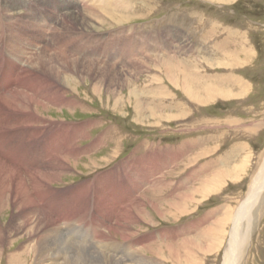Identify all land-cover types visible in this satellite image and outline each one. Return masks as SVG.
<instances>
[{
    "label": "rangeland",
    "instance_id": "374dc122",
    "mask_svg": "<svg viewBox=\"0 0 264 264\" xmlns=\"http://www.w3.org/2000/svg\"><path fill=\"white\" fill-rule=\"evenodd\" d=\"M8 1L13 4L10 13L16 16L7 22L23 25L22 20L24 23L29 17L33 18V13L38 22L42 19L50 22L45 36L46 40L49 37L48 53L53 54L50 65L56 66L55 50L58 51L63 42L68 55L67 68L74 79L70 81L73 86L63 87L67 104L52 106L44 113L58 126H61L60 120L66 124L68 139L77 127L83 126L85 131L74 140L75 146L69 145L80 154L78 164L52 185L51 195L46 200L49 217L58 219V225L65 227L62 228L67 245L81 255L104 253L97 244L98 240H105L101 233H109L101 222L111 226L120 219L121 213L111 212L115 215L114 221L110 220L112 223L105 219L109 212L108 215L97 212L99 216H94L93 220H90L91 215H85L80 222L65 223L67 214L73 212L76 205H72L73 200L68 196L70 191V195H76L79 189L78 194H86L89 184L88 196L102 201L103 205L106 199L103 186L109 183L119 189L118 183L111 182L116 181L118 175L126 177L125 166H132L128 170L130 174L133 171L140 177L148 173L151 183L164 182L168 186L160 188L157 183V190L150 191V184L143 183L138 188L129 178V184L127 180L123 183L126 192L132 195L129 199L138 197L145 205L140 215L136 209L132 210L138 222L128 226L126 233L130 231L131 238L123 240L121 234H117L113 238L117 246L112 245V250L120 253L127 248L122 246H134L135 256L142 253L157 264H222L232 229V215L245 199L264 161V0ZM29 1H32L30 5ZM116 3L120 7L112 6ZM91 8L96 9L95 14L88 12ZM82 12L87 14L83 21ZM62 17H67L66 25L59 31ZM51 36L53 41L50 42ZM200 36L206 37L205 47L208 46L206 51L210 54L205 51L204 54L174 56L166 50L176 43L174 51L179 52L181 48L187 54ZM164 39L169 43L165 51ZM223 39L228 43L225 52L212 53V44ZM233 39L247 46L239 44V56H234L237 44L232 45ZM40 43L34 44V57L42 50ZM222 55L223 60H218ZM70 56L83 64V68L78 71L70 66ZM90 61L97 65L89 66L86 62ZM31 62L36 63L34 58ZM38 73L49 82L55 80L50 73L41 70ZM98 141L100 145L92 148ZM23 144L24 141H20L18 145L20 156ZM179 146L184 155L179 160L173 158L170 163ZM151 155L154 158L162 155L166 162L153 165ZM237 165L242 170L234 178L232 168ZM222 169H226L228 175L216 190L205 195L195 193L194 202L183 208L167 203L169 193L176 187V193L195 186L202 188L205 178H212ZM187 175L190 179L184 180ZM80 201L85 204L88 200L81 196ZM108 203L110 209L111 201ZM7 205L0 211L3 228L0 264H37L35 253L29 250L30 244L36 242L35 237L28 234V226L37 215L25 225L22 217L25 212L18 211L11 202ZM252 216L240 264H264V189ZM90 222L95 224L90 225ZM92 234H96L95 238ZM122 253L127 255L130 251ZM81 255L79 259L74 255V264H92ZM126 264L132 262L127 259Z\"/></svg>",
    "mask_w": 264,
    "mask_h": 264
},
{
    "label": "bare ground",
    "instance_id": "6f19581e",
    "mask_svg": "<svg viewBox=\"0 0 264 264\" xmlns=\"http://www.w3.org/2000/svg\"><path fill=\"white\" fill-rule=\"evenodd\" d=\"M16 2L20 3V0H17ZM30 2L32 1H29V5ZM12 5L13 4L8 0H0V211L6 207L7 203H13L14 207H16L18 211L23 210V212H25L22 216L24 219L23 223L25 225L28 221H31L32 216L37 215V219L31 221L32 225L28 226V234H32L35 237L36 241H33L34 243L31 241L32 244L30 245L32 248L29 250L35 253V256L37 258V264H72L73 261H75L74 255L75 257H77V259H79L78 256L81 254L72 249L69 246L70 244L67 245L68 243L64 239L63 235L62 227L64 226L61 227L60 225H58V219H53L49 217L50 209L47 206V201L48 197H50L51 195L52 185L54 183H57L62 175L70 172L72 168L76 167V165L78 164V158L80 157V154L79 152L70 149L71 147L69 148V145H74V140L78 136L82 137L85 131L83 126L77 127L74 135L70 139H68L66 124L62 123V120H60L58 121V123L61 124V126H58V124H56V121L46 118L44 113L50 111L52 106L62 107L67 104V98L65 95L66 91L63 87L65 85L73 86V83L71 84L70 81L74 82V79L72 78V74H69L70 70H68L66 62V58L68 55L66 49L63 48L64 46L61 40L59 49L58 51L55 50L54 54L56 60V66L54 67L55 69L52 68V65H50L51 58H53V54L48 53L49 37L47 38V40L45 37L46 31L50 26V22L48 24L44 19L41 20V23L38 22V18L36 19L33 13V18L29 17V19H27L28 21H25L24 23L22 20L23 25L15 26L12 23L7 22L11 21L10 17L15 18L16 16L10 13V11L12 12ZM115 5H119L120 7L119 3L113 4L112 6L114 7ZM121 6H123V4ZM95 10L91 8V10L88 12L95 14ZM81 16V21L87 19L86 13L82 12ZM66 18L67 17H62V19L60 20L59 31H61V28L66 25ZM38 41L41 42L40 46H42V50L38 55L34 57L32 50L35 49L36 45L34 44H36V42ZM51 41H53L52 36L50 37V42ZM50 45L52 44L50 43ZM33 58L36 63H30ZM70 59V66L73 65L78 71L79 68H83V64L78 63L79 61H75V59L71 58V56ZM86 63H88V65L92 67L97 65L91 61L90 63ZM166 63H168V61H166ZM178 67L181 66L178 65ZM36 69L38 71L41 70L44 73H50L54 77V81L57 83H55L54 81L49 82L45 77H43V75L41 76ZM173 75L174 74H172V76ZM42 82L44 84H42ZM188 87L191 88V86ZM93 88L95 91L97 90L96 86L94 85ZM202 88L204 87L202 86ZM193 91H191V94L193 93ZM152 116H154V113H152ZM55 127H57V134L54 137V134H52V130ZM20 141H24L26 145H29V147H27L25 144H23L24 151L21 156L19 155L20 152L18 148ZM99 145L100 142L98 141L96 144L92 145V148L98 147ZM180 147L181 146L177 148L175 155L173 153L174 157L171 156V158L169 159L170 163L174 161L173 158H177L179 160L184 155V153L181 151L182 148L180 149ZM156 156L155 158L154 155L150 156V159L154 158V161H152L153 165H159L160 163L161 165H163L166 162V158L164 159L162 155ZM91 161V163L95 165V161ZM131 167L125 166V168L127 169L124 168L123 174H125L126 177H121L120 175H118L117 180L111 182L114 185L118 183L116 186L120 185L119 189L112 187L109 183L106 185L107 188L103 186L106 191V199L103 201V205L101 204L102 201H99V203L97 201L98 199L96 200V198H94L93 196L90 199V196H88V193L90 192L89 184L86 185L88 186L86 194H78L80 192V189L77 191L76 195H70L71 191L69 193L68 197L72 198L73 200L72 205H76L74 206L75 210L67 214V217L64 221L65 223L69 222L70 220H72L73 223L80 222V220L84 218L85 215H91L90 220H93L96 218L94 216H99L97 212H106V215L110 213L108 217H105V219L108 218V223H112L110 222V220L113 219L114 221L115 216H113L112 211L116 210L117 212L121 213L120 219L117 220V222L111 226L105 225V221L101 219V221H103L101 222L103 223L102 225L106 228L107 232L109 233L107 235L105 233H101L100 236L103 237L105 240H98L99 242L97 244V247L99 249L101 248L104 253H97L96 256H89L86 255V253H82L81 256H83L87 263L126 264V261L128 259L130 260V262H132V264H157L156 261L145 257L144 254L139 253L138 251L137 252L139 253V256H135L136 253L133 249L134 246H122L121 248H127L126 250H122L120 253L116 252V250L114 249L112 250V245H114L115 248L117 246L115 245L117 242L113 240V238H115L117 234H121V238L123 240L131 238V235L129 234L130 231L129 233H126V231L128 230V226L132 223L138 222V217L133 214V209H136L138 211L137 214L140 215L143 212V207L145 205L144 200L141 201L138 197L136 199L134 197L133 199H129V197L132 195L126 192V189L123 187V183H125V181L129 178L131 182H136L135 187L138 188L142 186L143 183L150 184V191H154L155 189L157 190V183L160 184V188L161 185L165 186L164 182L151 183V181H149L151 174H140V177H136L137 175H135V173L133 174V171L130 174L128 170H130ZM226 169H222L221 171L216 172V175H214L212 178L210 176L205 178L204 184L201 183L203 185L202 188L195 186L176 193V189H178L176 187V189H173L172 192L169 193L170 197L168 199L170 201L166 200L169 201L167 203L169 205L175 206L176 208H183L191 202H194L192 200H195V193L200 192V194L205 195L210 193L211 191L216 190L221 184L222 179H225V177L228 175L225 174ZM241 170V166H233V177H238L240 175L239 173L241 172ZM192 174L193 173H191V175ZM187 176L188 177L184 178V180H187L190 177L189 175ZM127 183H130L129 180H127ZM263 189L264 161L260 166L258 172L255 174L254 178L252 179L245 199L242 200V202L238 205L232 215V229L230 231L228 242L226 243V246L224 248L222 264H240L244 246L246 244V240L248 238V234L251 227V222L253 218L252 210L254 206L258 203ZM72 192L75 194V189ZM93 195L96 196V191H94ZM135 195H137L136 192ZM81 196H85V199L88 200L85 204L84 202L83 204L81 203ZM129 200H134L133 205L130 207L128 206V204H130ZM108 201H111L110 205H112V207L114 206V209H112L111 206V210L109 209ZM39 203L40 208L38 207ZM77 203L79 204V206ZM114 203H117L118 205L115 207ZM91 204L94 206H91ZM153 206L154 208H156L155 205ZM93 209L95 210L93 211ZM107 212L109 213L107 214ZM102 218H104V216H102ZM89 224L93 225L95 223L90 222ZM243 224H245L244 227ZM96 226L97 225H95V227ZM23 228L24 231H26L25 226H23ZM2 229L3 228H1L0 226V232H2ZM11 230H15V228H12ZM94 236H96V234H94ZM193 243H195V241ZM34 244L35 246H33ZM141 247L143 246L141 245ZM124 251L125 253H129L130 251V254L123 255L124 253L122 252ZM130 255H132L131 259Z\"/></svg>",
    "mask_w": 264,
    "mask_h": 264
},
{
    "label": "crops",
    "instance_id": "0c3cea01",
    "mask_svg": "<svg viewBox=\"0 0 264 264\" xmlns=\"http://www.w3.org/2000/svg\"><path fill=\"white\" fill-rule=\"evenodd\" d=\"M226 43L227 42H225L224 39L223 40H219V41H215V43L212 44V48H211L212 53L218 52L219 54H221V53L225 52ZM234 43L235 42H234V39H233L232 45H234ZM168 44H169L168 41H166L164 39V45H163L164 49H163V51H165V48H167ZM206 44H208V43H206V37L205 36H200V37L197 38V40L193 41V47L190 48L189 51H187L188 52L187 54L185 53V49L181 51V48L179 49L180 50L179 52L174 51V48L177 45L176 43H174L172 46L168 47L166 50H169L171 53L174 54V56H176V54L177 55H183V56H186V55L187 56H191L192 54H196V53L204 54V52L206 50H209L208 46L205 47ZM235 44H237V47H236L237 49H234L233 53H234V56L235 55L239 56L238 53H239V50H240L241 46L242 45H244V47H247V46L245 44H242V43H239V42H236ZM239 44H241V46ZM197 45L199 47H197ZM241 52H244V51L241 50ZM206 53L210 54V52H208V51H206ZM218 60L222 61L223 60V55H222V57L220 56ZM248 60H250V59H248ZM223 84H227V83H223Z\"/></svg>",
    "mask_w": 264,
    "mask_h": 264
}]
</instances>
